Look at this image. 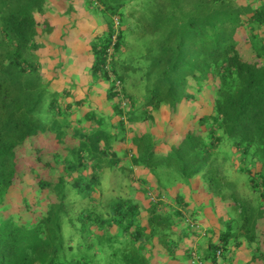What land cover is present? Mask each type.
<instances>
[{
    "label": "trees",
    "instance_id": "trees-1",
    "mask_svg": "<svg viewBox=\"0 0 264 264\" xmlns=\"http://www.w3.org/2000/svg\"><path fill=\"white\" fill-rule=\"evenodd\" d=\"M86 2L105 20L83 84L63 72L71 33L48 16L56 3L0 0V264H90L119 243L129 262L136 248L144 264H226L245 249L232 264H264V0ZM100 82L109 130L91 109ZM195 180L227 208L204 239L199 208L170 195Z\"/></svg>",
    "mask_w": 264,
    "mask_h": 264
},
{
    "label": "rangeland",
    "instance_id": "rangeland-1",
    "mask_svg": "<svg viewBox=\"0 0 264 264\" xmlns=\"http://www.w3.org/2000/svg\"><path fill=\"white\" fill-rule=\"evenodd\" d=\"M52 4H54V6L50 10V12H48V16L51 18L52 22L56 24V26L61 27L62 29L65 25H67L68 26L67 31L70 30V33H71L69 34L70 40H68L69 47L67 49V53L71 54V56L67 57L66 59L67 66H65V68L63 69V72L68 75L71 74V76L79 77L80 81L83 84L88 83L87 81L88 80L90 81V74H87L88 72L87 67L91 63V56H90L91 47L89 45V42L91 41V36H92L91 34H93V36H97V34L101 32L100 26L103 23L102 19L104 18L101 17L100 15L99 16L93 15V13H91V11L87 9L86 0H52ZM70 5H71V8H73V10L69 13V17H67L66 15H67L68 10L70 9ZM91 7L93 8V6ZM70 16H72V22L76 20L74 23L75 24L74 26H71L70 24L71 23ZM64 31L66 30L64 29ZM138 47L143 50V47L140 41L138 42ZM136 51L140 55L139 49H137ZM131 53L133 54L134 51L131 50ZM150 64L151 62L148 63L149 66ZM141 66H146V69H148L147 62L141 63ZM49 67L50 68L47 69V78L51 79L54 75L61 74V70H59V68H61L62 66L57 67L56 71L53 70L54 66H49ZM163 68L164 67L161 66L160 72L163 70ZM146 69H143V72ZM157 77H158V72L156 70L152 71L151 81H150L151 84H153L157 80ZM61 86L62 85L60 82H57L55 85V87L57 88H60ZM139 86L141 88L134 87L133 89L130 90L132 95H136V99L138 100L137 107L141 106V104H143L144 101L147 99V95H148L147 90H148L149 85L146 80H142L139 83ZM108 87L109 85H107L105 82H100L98 84L93 85L92 89L90 88L91 91H88L90 92V95L92 96L90 100L91 109L95 113H97L96 114L98 115L97 118L102 117L103 119L102 128L105 130H109L110 125L114 127L116 126V123H118L116 118H113L112 120H109V121L107 120L110 114L108 108L109 107L111 108V106H110V103L108 104L104 102L102 99L105 98L104 93L107 91ZM124 88L125 87L121 82V86L117 90L124 91ZM144 89H145V92H144ZM206 91H210L212 94V88L209 87L206 89ZM50 92H48L43 98L44 108L46 107V104L53 91L51 93ZM165 101L168 103L167 100ZM192 107H195V104H193ZM89 109L90 108H84V109L82 108L80 112L82 111L86 112V110L90 111ZM178 111L184 113L185 107L181 106L180 108H178L177 112ZM162 115L165 117V114H162ZM175 116L176 114L174 115V117ZM186 124L187 123L184 124L182 120H178L176 122V128L178 130L185 129ZM141 126H143L142 127L143 129H146L148 127V126L147 127L144 126V124H142ZM158 136L161 137V133H158ZM170 142H173V140L170 139ZM131 155L132 154H130V157ZM130 157H129L128 162H130ZM181 182L183 181L181 180ZM170 184L173 185V187L170 189V195L172 197H174V195H176L178 192L181 191V189H183V191L181 192L185 193L186 199L188 201L191 200L193 202L192 207L201 208L198 211L199 216L197 219H199L198 224L203 229H206V228L208 229L211 226L216 228L217 230L223 229V226L220 222L221 221L220 217L224 218L226 216L227 214V208H225L226 205L224 206L218 201L212 202L210 199L211 196L206 193V190H205L206 187H201L200 182L198 180L193 181L191 184L192 185L191 187L184 185L183 183H180V181L177 182V185H175L174 182H170ZM152 197H154V195H152ZM169 202L170 200L168 199L164 200V203H169ZM204 238L205 237H202V239ZM94 242L98 245L100 244V242L103 244H108V243L113 242V238L107 239L106 237L105 238L97 237L96 239H94ZM116 245H117V249H116V254L114 256L111 255L110 250H106L104 253H98V255L95 257V261H91L90 264H144L145 260L148 258V256L146 255L143 256L142 249L136 248L133 251V255L131 256V258L132 257L134 258H132V260L129 262L125 260L126 252L124 251L123 246L120 243ZM109 249H112V248H109ZM245 251H246L245 249H242L241 252L238 253V255L229 254L228 260H226V264H232L233 258L234 259L240 258L243 261H247L246 258H247L248 253ZM177 252L180 254V251L177 250ZM89 255L91 256L90 253ZM157 256L158 255L154 257V262L158 260ZM164 258L162 259V262L167 261L170 264H175L173 261L169 260L167 257H164ZM222 264H224V261H222Z\"/></svg>",
    "mask_w": 264,
    "mask_h": 264
},
{
    "label": "built area",
    "instance_id": "built-area-1",
    "mask_svg": "<svg viewBox=\"0 0 264 264\" xmlns=\"http://www.w3.org/2000/svg\"><path fill=\"white\" fill-rule=\"evenodd\" d=\"M106 70L109 74V79L111 84H113L116 89H118L121 86V82L119 80H117L113 74L111 73L110 67L108 66V64L106 65ZM124 106L127 104L126 101L123 102ZM220 253V252H219ZM194 255H196V253H194ZM191 264H202V262L200 260H198V258L193 259Z\"/></svg>",
    "mask_w": 264,
    "mask_h": 264
},
{
    "label": "crops",
    "instance_id": "crops-1",
    "mask_svg": "<svg viewBox=\"0 0 264 264\" xmlns=\"http://www.w3.org/2000/svg\"><path fill=\"white\" fill-rule=\"evenodd\" d=\"M111 120H112V119H111ZM117 121H118V120H117ZM187 201H188V200H187ZM169 203H170V202H169ZM196 209H197V208H196ZM200 209H201V208H199L197 211H199ZM198 220H199V219H198ZM199 226H200V225H199ZM200 228L203 230L201 236L204 237L205 234H208V229H209V228H212V226L209 227L208 229H207V228H206V229H203L201 226H200Z\"/></svg>",
    "mask_w": 264,
    "mask_h": 264
},
{
    "label": "clouds",
    "instance_id": "clouds-1",
    "mask_svg": "<svg viewBox=\"0 0 264 264\" xmlns=\"http://www.w3.org/2000/svg\"><path fill=\"white\" fill-rule=\"evenodd\" d=\"M115 77V76H114ZM109 85H112V86H114L113 84H111V82L109 83ZM115 87V86H114ZM116 88V87H115ZM126 101V103L128 104L129 103V101H128V99L127 100H125ZM127 104L124 106V104H123V107H126L127 106ZM153 195V194H152ZM151 195V196H152ZM156 197H155V195H154V197H152V199H154V200H156L155 199Z\"/></svg>",
    "mask_w": 264,
    "mask_h": 264
}]
</instances>
